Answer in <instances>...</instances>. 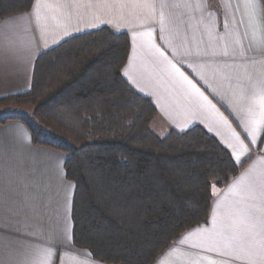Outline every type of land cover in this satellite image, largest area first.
Wrapping results in <instances>:
<instances>
[{"label": "crops", "instance_id": "crops-1", "mask_svg": "<svg viewBox=\"0 0 264 264\" xmlns=\"http://www.w3.org/2000/svg\"><path fill=\"white\" fill-rule=\"evenodd\" d=\"M103 26L130 36L122 74L156 106L152 130L200 125L240 166L213 186L208 219L154 264H264V0H34L0 19V98L30 89L42 52ZM5 117L0 264H110L73 242L66 154L35 144L22 117Z\"/></svg>", "mask_w": 264, "mask_h": 264}, {"label": "trees", "instance_id": "trees-1", "mask_svg": "<svg viewBox=\"0 0 264 264\" xmlns=\"http://www.w3.org/2000/svg\"><path fill=\"white\" fill-rule=\"evenodd\" d=\"M33 4L0 0V19ZM130 45L127 32L108 26L71 36L38 56L29 90L0 104H29L52 127L47 140L42 128L19 118L35 144L66 154L74 244L106 263L154 264L208 219L213 186L225 185L240 166L200 125L153 132L156 106L122 74Z\"/></svg>", "mask_w": 264, "mask_h": 264}, {"label": "rangeland", "instance_id": "rangeland-1", "mask_svg": "<svg viewBox=\"0 0 264 264\" xmlns=\"http://www.w3.org/2000/svg\"><path fill=\"white\" fill-rule=\"evenodd\" d=\"M10 104L11 108L12 105L13 106H21L22 109H6L5 111L1 109L0 107V117L3 115H15V116H20L24 119H26L27 121L31 122L34 126L40 127L43 129V138L44 139H51V130L52 127L48 125L47 122H45L44 120H42L41 118L37 117L34 112H33V108L31 105L29 104H15V103H7ZM154 132V131H153Z\"/></svg>", "mask_w": 264, "mask_h": 264}, {"label": "snow or ice", "instance_id": "snow-or-ice-1", "mask_svg": "<svg viewBox=\"0 0 264 264\" xmlns=\"http://www.w3.org/2000/svg\"><path fill=\"white\" fill-rule=\"evenodd\" d=\"M246 2L252 3L253 0H246ZM253 123H254V125H258L260 123V121H254ZM49 251H51V250L49 249Z\"/></svg>", "mask_w": 264, "mask_h": 264}]
</instances>
